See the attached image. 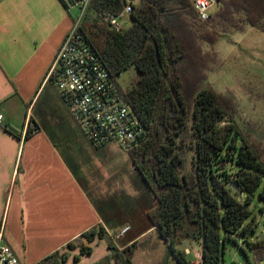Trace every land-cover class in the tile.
Segmentation results:
<instances>
[{"label": "trees", "instance_id": "1", "mask_svg": "<svg viewBox=\"0 0 264 264\" xmlns=\"http://www.w3.org/2000/svg\"><path fill=\"white\" fill-rule=\"evenodd\" d=\"M123 7L124 0H92L80 31L147 131L128 153L157 200L150 225L179 264H193L179 248L186 240L200 244L201 264H221L236 236L252 253L244 250L243 264H263L264 235L250 204L257 198L264 212V142L244 131L238 106L207 83L224 61L220 39L249 27L264 33V0H220L206 21L191 0H141L130 27L116 32L106 17ZM131 70L122 88L119 78ZM105 235L93 228L38 264L79 263ZM108 248L114 253L96 264H133L132 246Z\"/></svg>", "mask_w": 264, "mask_h": 264}, {"label": "crops", "instance_id": "2", "mask_svg": "<svg viewBox=\"0 0 264 264\" xmlns=\"http://www.w3.org/2000/svg\"><path fill=\"white\" fill-rule=\"evenodd\" d=\"M77 15L61 0H0V227L20 264H38L100 226L109 236L129 227L123 248L158 233L147 216L157 200L137 168L126 193L116 177L107 186L106 174L121 167L113 147L120 146H94L56 87L45 82ZM92 247L81 264L98 247L111 253L105 239Z\"/></svg>", "mask_w": 264, "mask_h": 264}, {"label": "built area", "instance_id": "3", "mask_svg": "<svg viewBox=\"0 0 264 264\" xmlns=\"http://www.w3.org/2000/svg\"><path fill=\"white\" fill-rule=\"evenodd\" d=\"M92 0H61L66 9H80L73 27L62 41L47 72L45 82L59 91L69 112L90 142L102 148L116 143L129 152L143 145L147 131L133 108L124 99L121 90L92 50L80 31L81 22ZM141 0H124L122 12L108 15L106 20L121 32V19L130 18L133 8ZM201 20L206 21L219 7L220 0H191ZM3 116L0 115V126ZM129 227L122 234L129 231ZM3 226L0 227V264H20L13 250L3 243ZM201 264V253L196 254Z\"/></svg>", "mask_w": 264, "mask_h": 264}, {"label": "rangeland", "instance_id": "4", "mask_svg": "<svg viewBox=\"0 0 264 264\" xmlns=\"http://www.w3.org/2000/svg\"><path fill=\"white\" fill-rule=\"evenodd\" d=\"M77 11V16L80 17L81 10L77 9ZM217 11L218 7H215L212 13ZM120 23L123 30H125L130 27L131 21L130 18H124L120 20ZM216 49L220 56L224 58V61L210 75L207 85L212 86L228 102L237 105L238 112L235 113L237 123L252 138L264 142V33L249 27L246 32L235 33L230 38L220 39L216 44ZM132 76L133 70L119 78L122 88H126L129 85ZM113 147L116 149L115 161L121 167L118 170L117 168L119 167L115 165L118 171L109 170V173L105 176V184L110 186V182L115 180L114 177H116L117 184H121L123 192L126 193L130 185L136 181L135 166L134 164L132 165L128 152L124 151L121 147ZM188 166L190 167V164ZM114 172L118 173L114 174ZM90 177L93 176L90 175ZM91 191L94 192V190ZM104 199L111 201L109 197H105ZM262 208L263 206L258 202L257 198L250 204L252 215L257 216L260 222L258 228L259 235H264V212ZM122 220L124 222L127 221L125 219ZM122 231L118 235L115 234L113 236H109L106 233L103 239L106 240L107 246L113 242L118 250L125 249L123 247L126 244L128 236L126 237L125 235L127 232L122 234ZM136 231L137 229L133 230L131 234H136ZM236 239V242L227 244L226 254L221 264H242V262L244 263L247 260V254L252 257V253L245 246L243 239L239 236H236ZM188 242H192L188 249L193 255H188L187 258L188 260H195L194 254L200 253L197 242L186 240L179 248L184 250ZM131 246L132 249L129 255L132 258L133 264H179L176 257L169 252L167 244L157 232L138 238L136 242L127 247ZM244 250H246L247 254ZM74 253H78V251L72 252L71 255H76ZM113 253L114 251L111 250V254ZM107 255L104 254L102 248L98 247L96 254L91 258L87 257L88 259H85L83 263L90 264L92 260L99 262ZM80 262L82 263V261ZM80 262L74 264H81ZM70 264H73L72 261Z\"/></svg>", "mask_w": 264, "mask_h": 264}, {"label": "water", "instance_id": "5", "mask_svg": "<svg viewBox=\"0 0 264 264\" xmlns=\"http://www.w3.org/2000/svg\"><path fill=\"white\" fill-rule=\"evenodd\" d=\"M232 186H233V188H234L236 191H238V188H237V186H236L235 184H232Z\"/></svg>", "mask_w": 264, "mask_h": 264}]
</instances>
